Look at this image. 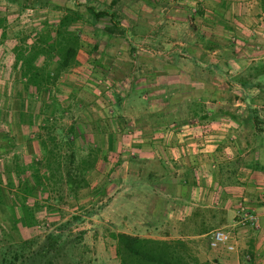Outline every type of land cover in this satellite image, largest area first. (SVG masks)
I'll return each mask as SVG.
<instances>
[{
  "label": "crops",
  "instance_id": "1",
  "mask_svg": "<svg viewBox=\"0 0 264 264\" xmlns=\"http://www.w3.org/2000/svg\"><path fill=\"white\" fill-rule=\"evenodd\" d=\"M103 1L109 3L104 10L115 17L90 27L89 59L112 69V55L120 58V50L132 42L121 57L134 68V76L127 94L116 102L121 107L133 96L144 111L132 139L117 140L115 134L110 140L104 118L108 109L95 92L82 87L83 81L79 88H68L75 96L71 105L81 112L78 116L66 108L69 126H75L78 138L87 139L77 142L78 147L99 152L89 186L73 201L76 209H89L88 219L101 218L112 232L191 240L201 260L216 262L218 256L206 253L209 235L236 225L243 203L259 218L256 236L244 242L247 257L253 258L251 264H264V0H199L193 13L180 9L185 14H173L169 5L174 0H126L137 9L128 16L123 8L111 7L114 0ZM255 6L260 10L255 12ZM82 60L78 53L75 66ZM15 64L2 69L0 78L20 77ZM77 76L66 73L60 81H79ZM63 103L71 107L66 97ZM194 105L200 109L193 110ZM154 115L165 118L159 124L153 117L148 121ZM20 124L17 140L10 141L22 150L12 154L17 153V159L22 154L27 164L41 159V122L38 127ZM153 125L160 128L154 130ZM103 239L104 250L115 258V241Z\"/></svg>",
  "mask_w": 264,
  "mask_h": 264
},
{
  "label": "rangeland",
  "instance_id": "2",
  "mask_svg": "<svg viewBox=\"0 0 264 264\" xmlns=\"http://www.w3.org/2000/svg\"><path fill=\"white\" fill-rule=\"evenodd\" d=\"M35 3L36 4L33 6L20 9L18 6L9 4L7 0H0V20H5V32H8L7 35L5 34V36H3V30L0 28V71L7 68V66L12 68L15 61L17 62V55L20 53L17 51V48L21 47V45L24 47L30 46L35 40L36 34L43 29V24L45 22L49 26L56 25L62 13L64 14V8L66 7L79 8L86 14V19L73 27L76 32L79 31L81 37V48L79 53L80 58L83 60L82 64L73 67L75 69L74 71L71 69L63 73L59 77L57 85L50 90L49 94L48 91L40 93L35 89L26 92L20 77H15L14 81L8 80L7 78H0V264H12V262H16L14 259L16 253L28 254L31 250L36 249L50 233H63L62 243L64 246L60 255L54 259L53 264H120L117 257L114 258V254L111 256L110 250L109 252L104 250V236L109 237L110 244L114 241L110 237L112 229L108 227V223L101 218L94 217L93 220L88 219L90 210L76 209V205L73 204V201L56 204L54 205L55 207H52L53 209H49V205L51 206L53 203L51 201L48 203L43 198L44 195L37 194L34 196L32 193L27 192L25 187L20 184L26 179V176L17 174L15 171L17 167L22 165L26 166L27 163L24 161L25 159L21 153L19 159L15 158L17 153L12 154V151H21L22 148L16 144H14V146L10 140H17V135L21 133V118L19 119V114L22 112L20 108L22 98L25 100L23 112L26 114V119L30 118H27V115L32 113L33 115L31 118H33L34 124H36L37 127L38 123L41 122L42 124L44 119H49L54 116L57 120L58 127L67 129L71 121L70 112L66 111L63 116L54 115V108L49 110L48 105L51 103V100L53 101V99H56L62 109L71 108L72 110L70 111L72 114H78V116H80V110L71 105L73 104L71 100L75 99L71 90L72 88H79L82 81L85 83L82 87L88 89L89 86L92 92H95L94 94H96L103 105H105V108L108 109L107 116L103 117L107 120L110 127L108 128L110 140L114 139L115 134L117 140L119 138L122 140L132 139L133 134H135L137 130L134 129L133 131L128 129L127 124L129 123L131 126L137 125L136 120L139 114L144 111L142 109L143 107H141L142 105H140L138 100L133 98V96H131L128 102L123 100V103L120 104L121 107L118 106L116 100L118 101L124 98V94H127L128 88H130L132 76H134V68H131L129 64L126 63V59H122L121 57V55L124 56L129 52V46L133 47V43L127 41V51L120 50V58H117V54L114 56L112 55V58L114 57L116 60L113 61L112 69H108L106 63L105 65L99 63V66H95L91 63L93 62L92 59H89L93 56V51L89 52L88 50L90 49L87 45L91 44L88 39L91 35L90 27H92L89 23L92 22V19L85 10L87 7H94L97 11H103L107 9L106 4L109 5L108 1L36 0ZM127 4H130V2L123 0L120 4L115 5V8L118 9L119 6L123 8V13H127L128 15L134 14L137 10L134 8V4H130V6ZM197 4H199V0H174L169 6L173 9V14H185V12H181L180 9L185 8V11L188 9V11L190 10L189 12L193 13L194 9L197 8ZM253 10L257 12L260 10V7L255 6ZM20 11L25 15L21 14ZM116 15H118V17L121 16L120 14ZM87 19L90 20L89 23L86 22ZM105 20L107 21V19L104 18L99 25L103 26ZM131 21L132 19H127V22L131 23ZM142 32L145 33L144 29ZM175 41H177V39H175ZM88 62L90 64H88ZM135 72H138V70H135ZM66 73H71L72 76H77L78 74L77 78H79V81H73L71 77L65 78L63 82L60 81L62 80V76ZM138 74L140 75L142 73L139 72ZM102 76L107 77L108 83H104L102 80L104 78ZM91 77L94 79H91ZM83 78H85L86 81H84ZM69 87L71 90L68 89ZM10 93L12 95H10ZM91 96H89V98ZM65 97L68 99L71 107H63L65 104L63 103ZM173 102L176 103V100ZM82 119H85L82 124L86 125V117H82ZM12 130H16V133L13 134ZM150 133L151 132L148 133L147 137L150 136ZM96 138H100V136L95 135L94 139ZM78 139V144H82V141L87 140L86 138L80 137ZM11 146H13L12 149H10ZM80 147H82V145ZM80 147L79 151L81 154H86L87 151H89V148H86V150L84 146L82 148ZM24 203L27 206L36 203L39 204L40 209L36 215L37 224L34 227H25L23 224ZM75 216H78L80 220H74L73 218ZM236 219V225L223 228L232 235L236 245L235 251L228 252L225 249H211L209 247L208 252H206L207 254L209 253V256L212 258L213 256H218L220 258V260L217 259L216 261L217 263L220 262L218 264H239L238 261L240 264H242V262L251 264L247 257L248 254L244 242L246 238L256 236L257 229L255 226L251 225L243 226L238 223L237 216ZM69 221H72V223L68 224ZM100 237L101 239H99ZM15 264H21V261H17ZM260 264H263V262L261 261Z\"/></svg>",
  "mask_w": 264,
  "mask_h": 264
},
{
  "label": "trees",
  "instance_id": "3",
  "mask_svg": "<svg viewBox=\"0 0 264 264\" xmlns=\"http://www.w3.org/2000/svg\"><path fill=\"white\" fill-rule=\"evenodd\" d=\"M7 1L18 4L21 9L36 4V0ZM118 2L119 0H114L111 7H115ZM85 11L91 16L92 22L86 20L91 26L99 24L104 18L113 16L107 10L97 11L94 7H87ZM85 19L86 14L79 8L66 7L56 25L49 26L45 22L43 29L36 34L30 46L21 45L17 48L20 53L17 55L15 69L20 73L26 92L35 89L40 93L48 91L49 94L50 90L57 85L59 77L76 65L81 48V37L79 31L76 32L73 27ZM5 23L4 19L0 20L3 36L6 31ZM107 30L111 31V28ZM48 107L49 110L54 108V115L63 116L66 111L68 112L67 109L61 108L56 99L51 100ZM20 108L21 123L32 126L33 114L27 115V118H30L26 119V114L23 112L25 108L23 98ZM199 109L198 105H194L193 110ZM152 117L158 124L165 118L162 115L148 116V121ZM127 127L134 131L139 128V125L131 126L128 123ZM38 128L37 139L45 151L44 156L38 160L32 159L26 166H19L15 171L22 175L29 171L30 177H26L20 184L34 196L44 195L43 198L48 203L50 201L53 203L49 205V209H53L52 207L56 204L77 200L81 190L89 186V175L96 167L99 152L95 148H90L86 154H81L75 126L70 125L64 132V128L58 127L54 116L44 119ZM152 128L157 130L160 126L153 125ZM79 137L85 138L82 135ZM23 208L24 226L29 228L36 226L39 204L27 206L24 203ZM73 219L80 220L78 216ZM70 223L72 221L68 222ZM62 237L63 233H50L36 249L28 254L16 253L14 259L16 262L21 261V264H53L54 259L63 249ZM110 237L115 241V254L120 264H215V261H202L197 256L195 243L191 240H157L122 232H111ZM249 260L251 262L253 258L250 257Z\"/></svg>",
  "mask_w": 264,
  "mask_h": 264
},
{
  "label": "built area",
  "instance_id": "4",
  "mask_svg": "<svg viewBox=\"0 0 264 264\" xmlns=\"http://www.w3.org/2000/svg\"><path fill=\"white\" fill-rule=\"evenodd\" d=\"M100 82H101V80H100ZM237 217H238V223L243 225V226H245V225H251V226H255V227L259 226L258 216L256 214L250 212L243 203H240V205H239ZM209 247L211 249L223 248L228 252H233L236 249V245L233 241L232 235L224 229H216L210 233V235H209Z\"/></svg>",
  "mask_w": 264,
  "mask_h": 264
}]
</instances>
